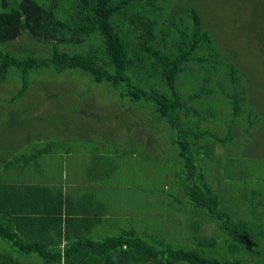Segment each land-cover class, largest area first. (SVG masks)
Wrapping results in <instances>:
<instances>
[{"label": "trees", "instance_id": "obj_1", "mask_svg": "<svg viewBox=\"0 0 264 264\" xmlns=\"http://www.w3.org/2000/svg\"><path fill=\"white\" fill-rule=\"evenodd\" d=\"M214 33L220 35L207 28L195 0H0V82L12 77V73L19 78L18 86L5 102H16L24 96L31 74L35 77L30 81H34L42 73L82 72L90 81L105 83L110 94L143 111L149 122L162 120L170 127L169 141L177 152L170 153L175 164L161 165L166 189L169 187L172 194L185 192L192 201L187 203L194 209L207 207V214L217 218L225 239L245 242L247 236L241 235L239 229L246 222L224 195L219 205L218 195L210 189L213 178L204 175L202 167L206 169L210 161L220 159L222 153L215 151L216 143L222 150H233V154L237 145L250 141L262 125V114L250 93L253 80L233 61L235 50L223 52ZM18 37L28 40L25 50L10 49L9 43ZM253 39L257 62L250 60L247 66L255 68L256 74L264 73V32ZM38 46H46L48 51L33 53ZM74 96L77 102L61 103L49 110L55 115H71L70 108L75 105L80 112L90 111L87 97L80 91H75ZM80 100L86 105L78 107ZM106 100L95 103L96 115L113 106L111 99ZM15 110L19 115L26 111L23 107ZM108 113L117 115L113 110ZM142 146L141 143L138 157L146 161L153 156V148L144 152ZM38 147L16 155L22 161L19 163L35 162L40 153L54 149L52 141ZM231 154L227 157L234 161ZM176 158L180 167L176 166ZM250 159L247 174L260 182L264 174L262 158ZM10 160L9 169L14 170L9 173L15 178L12 172L19 164ZM195 162L200 168L198 175ZM221 169V177H214V183L229 176L227 165ZM192 175L194 184L189 183ZM221 187L227 191L225 185ZM67 202L68 196L60 191L48 194L41 184L8 181L0 176V238L9 243L11 250L0 251V264H34L32 255L41 260L37 264H98L102 259L103 264H122L120 255L118 261L112 258L122 244L130 246L120 251L124 258L129 254L134 261L146 264H169L182 258L193 264H229L226 258L209 257L197 248L186 247L168 248V257L163 260L160 253L144 247L145 243L132 232H120L101 241L90 239L84 232L75 233L80 245L75 249L66 246L61 256L53 245L64 231L63 223L73 218L65 208ZM66 238L73 241L71 235ZM87 243L92 255L85 256ZM90 256L94 260L89 262Z\"/></svg>", "mask_w": 264, "mask_h": 264}, {"label": "rangeland", "instance_id": "obj_2", "mask_svg": "<svg viewBox=\"0 0 264 264\" xmlns=\"http://www.w3.org/2000/svg\"><path fill=\"white\" fill-rule=\"evenodd\" d=\"M195 2L207 28L220 33V35L215 33L214 35L219 39L218 44L222 46V49L224 48L223 52L225 49L228 51L234 49V60H231L243 67L247 77L253 80V83L250 82V93L258 103L262 114L260 128L255 131L250 141L237 145L233 154L230 152L233 150H222L218 143L214 145L215 151H220L222 154L220 159L219 157L216 158V163L212 160L210 161L212 164H208L206 169L205 166L202 167L203 174H206L209 179L213 178L210 189L218 195L220 206L221 197L224 195L226 202H231L235 209L237 206L245 205L243 214L247 224L258 223L260 213L258 210L252 209L250 205L252 202L256 203L258 199L256 193L252 197L253 191L258 190L262 196L263 185L261 182L263 181L259 183L252 180L247 172L252 164L250 158L253 156L262 158L260 166L264 168V87L261 86V80L264 83V73L258 72L256 74V69L251 66L250 68L247 64L253 60L257 62L256 56H254L256 45L253 36L259 32H264V0L261 2L256 0H195ZM213 17L217 19L220 25L215 24ZM27 42L25 37H18L9 43V47L10 49L14 47L18 50H25ZM0 48H2L1 44ZM47 51L46 46H38L32 52L43 54ZM226 55L222 56L228 59ZM12 74V77L0 82V176L2 178L10 179L9 171L14 170L13 167L9 169V159H11L10 163L16 161L19 164L15 167L16 172H12L16 175V180L34 178V181L38 183L37 179L43 182L49 179L70 180L76 178L81 182H89L93 185L94 196L109 207L106 211L108 219L123 221L125 219L116 215H122L125 214V211H129L130 219L127 217L125 223L134 224V227L138 225L137 219H134L132 215L134 211H144L147 219L158 221L157 215H152L149 211H163L164 204L169 199V202L173 201L172 204L175 206L170 207L171 209L181 208L183 210L184 203L192 202L185 196V192L179 194L180 191L172 194L169 187L165 190L162 188L161 181L162 183L165 181V172L161 165L175 164V160L170 159V153L177 152V147L169 141L170 127L164 121L149 122L148 117L141 113L143 111L137 110L134 105L130 107L129 102L124 98L118 101L116 96L109 93L105 83L90 81L82 72L42 73L34 81H30V79L35 76L33 74L28 75L29 82L24 96L16 102H5L9 94L19 84L18 76L15 73ZM75 91H80V94L88 98L87 106L90 111L80 112L75 105L70 108L71 115H63V113L55 115V112L49 110L53 107H59L61 103L77 102L74 96ZM58 94L61 95L60 97L63 95L65 97L60 98ZM83 99L84 97H82ZM106 99H111L113 106L106 111L103 109L99 115H96L98 107L95 103L100 102V100L103 103ZM78 103V107L86 105L81 100ZM22 107L26 109L22 115L15 112L18 111L15 109ZM112 110L117 115H108V112ZM218 122L219 120L215 123ZM103 125H105L107 132L104 135H98V128ZM213 127L212 124V129ZM109 128L113 130L109 131ZM89 135H92L91 140H95L99 136L106 142H110V146L104 148V152L109 156L110 162H112L109 166H112L113 169L110 171V178H107L103 183L105 187L102 185L105 176L100 178L97 176L98 174L86 173L87 167L91 164L94 166L89 169L94 170L93 173L95 171L105 173L108 170L107 167L96 168L97 161L93 158L96 157L97 153L90 149L89 142L83 141L84 137ZM45 141H52L55 150L53 149L48 154L38 155L35 162L19 163L22 161L16 158V155L27 154L33 146H43ZM141 141L144 152L153 148V156L150 155L146 161L138 157L141 151ZM116 146H122L123 156L112 153ZM134 147H136V156L132 153ZM230 154L235 159L234 161L228 159L227 156ZM57 161H60V166L55 164ZM176 162V166L180 167V160L176 158ZM194 164L198 168L195 170V174L198 175L200 174L199 165L196 162ZM213 164H216L215 168ZM222 165H227L229 176L227 175L226 180L221 178L220 182L215 180L216 183H214V177H221L219 174L222 173ZM181 171H185L182 166ZM244 173L246 175H242ZM7 175L9 177H6ZM195 182L192 175L189 183L194 184ZM185 183L188 181L185 180ZM84 185L87 187L86 184ZM221 185H225L226 192L223 191ZM167 194L170 197H167ZM104 196L108 201L104 200ZM177 199L180 202L176 201ZM162 200L164 204L161 202ZM249 202L251 203L249 204ZM254 207H256L255 204ZM206 208L204 209L206 210ZM140 220L145 221V218L141 217ZM221 230V226L217 224L213 233L211 231L208 235L219 234ZM0 245H4L3 247H7L11 251L9 243L1 238ZM31 258L33 262L39 263L41 261L34 255Z\"/></svg>", "mask_w": 264, "mask_h": 264}, {"label": "crops", "instance_id": "obj_3", "mask_svg": "<svg viewBox=\"0 0 264 264\" xmlns=\"http://www.w3.org/2000/svg\"><path fill=\"white\" fill-rule=\"evenodd\" d=\"M97 126H99L97 124ZM109 131H112V128H109ZM107 131L105 130V125L98 128V135H104ZM92 135L88 137H84L83 141L89 142L90 149L97 153L93 159L97 161L96 168H104L107 167V171L99 172L94 170L87 171V174H98L97 176L104 177L105 179L102 181V185L104 186V182L107 178H110L109 174L112 171L113 167L109 166L110 159L107 154L104 152V148H108L110 146V142H106L105 139L101 137H97L95 140H91ZM112 137V136H111ZM119 135L117 136V138ZM116 138V139H117ZM145 142V140H144ZM142 143V141H141ZM143 145V143H142ZM145 146V145H144ZM40 148L38 146H33L31 149ZM55 150V148H54ZM112 153H116L119 156H123L124 150L119 146H116L113 149ZM136 151V147L132 149V153L134 154ZM102 152V153H101ZM43 153H40L42 155ZM48 154V153H45ZM54 164V163H52ZM51 164V165H52ZM60 166V161L55 163ZM1 171V170H0ZM109 172V173H108ZM108 173V174H106ZM62 175V174H61ZM6 177H9L8 175ZM81 177V176H80ZM112 177V176H111ZM7 180V178H5ZM11 181H21L23 183H33V184H41L44 187V190L48 194H56V192L60 191L63 194L65 193L68 196L67 210L70 212V215L73 217L68 223H63L64 231L61 232L59 236V241L56 242L54 247L60 250L61 256L65 254L64 250L66 246L76 248L80 245V241L76 240L75 233L84 232L85 236L93 239L95 241H101L103 238L116 235L120 232L131 233L141 238V240L145 243L143 246L151 249V251L158 252L161 254L162 259L168 257L167 250L168 248H197L203 254L209 257L216 258H226L229 261V264H264V174L261 177V182L263 185L262 196L258 190L256 191V195L258 197L256 203H251L250 207L252 209L258 210L260 219L258 223L247 224L248 222L244 219V211L245 205L238 206L235 211L238 212L239 217H242L246 222L243 226H240L239 233L241 235L246 234L247 240L245 242L240 239H232L225 237L222 235V232L215 233L213 236H209L210 233L217 227L218 221L213 219L215 216L208 215L204 208L198 207L197 209H191L192 207L186 202L181 208H170L175 207L169 200L164 204V201L161 202L165 205V208L161 212H151L152 215H157L158 221H153V219H147L146 213L144 211H134L132 215L134 219H137L138 225L134 227V224H127L125 220L130 219L129 211H125V214L116 215L122 219L123 221L109 220L107 212L109 207L106 206L105 202H100L97 197L94 196L92 189L93 185L89 184V182L77 180L76 178H71L70 180H42L37 179L38 183L34 181V178L31 180H16L15 178L10 176ZM9 179V180H10ZM8 180V181H9ZM137 180V177H136ZM135 180V181H136ZM252 180H256L253 178ZM131 181V180H129ZM260 183V182H259ZM87 187H85V185ZM156 184L158 185V181L156 180ZM162 188L166 189V182L162 183ZM105 187V186H104ZM255 195V192H253ZM252 200V198H249ZM102 200V199H100ZM104 200L108 201L105 198ZM176 201L180 202L179 199ZM254 204L256 207H254ZM211 216V217H210ZM128 217V218H127ZM145 218V221L140 220V218ZM127 218V219H126ZM82 221L79 223V221ZM217 223V224H216ZM64 224L67 227H64ZM117 227V228H115ZM156 227V228H155ZM66 231V233H65ZM113 231V233H110ZM71 235V239L73 241H68L66 237L69 238ZM218 235L217 241H215L216 236ZM102 236L101 238H98ZM246 244V246H245ZM4 245H0V251L8 252L9 249H3ZM149 246V247H148ZM129 248L126 244H122L119 251L114 252L112 258L114 260L117 259V255L123 258L122 264H146L148 262H138L134 261V258H131L129 254L127 257H123L121 254L122 249ZM87 249L85 250V256L91 254L92 255V247L89 243H87ZM246 250V251H245ZM129 252V251H128ZM32 260V258L30 257ZM89 262L94 260V256L88 257ZM107 259H104V262ZM27 261H30L27 259ZM103 259L101 263L103 264ZM37 263V262H36ZM151 263V262H150ZM156 263V262H155ZM119 264V263H118ZM121 264V263H120ZM169 264H193L189 263L188 260L176 259L171 261Z\"/></svg>", "mask_w": 264, "mask_h": 264}]
</instances>
